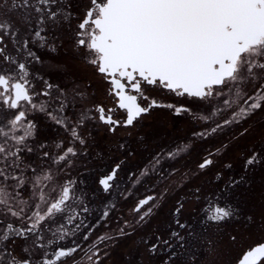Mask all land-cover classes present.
<instances>
[{
	"label": "snow or ice",
	"instance_id": "snow-or-ice-1",
	"mask_svg": "<svg viewBox=\"0 0 264 264\" xmlns=\"http://www.w3.org/2000/svg\"><path fill=\"white\" fill-rule=\"evenodd\" d=\"M0 264H264V0H0Z\"/></svg>",
	"mask_w": 264,
	"mask_h": 264
}]
</instances>
